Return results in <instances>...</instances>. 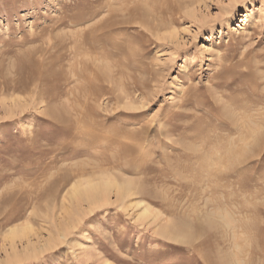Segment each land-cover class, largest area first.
Returning a JSON list of instances; mask_svg holds the SVG:
<instances>
[{"label":"rangeland","instance_id":"374dc122","mask_svg":"<svg viewBox=\"0 0 264 264\" xmlns=\"http://www.w3.org/2000/svg\"><path fill=\"white\" fill-rule=\"evenodd\" d=\"M0 46V264H264V0H0Z\"/></svg>","mask_w":264,"mask_h":264},{"label":"bare ground","instance_id":"6f19581e","mask_svg":"<svg viewBox=\"0 0 264 264\" xmlns=\"http://www.w3.org/2000/svg\"><path fill=\"white\" fill-rule=\"evenodd\" d=\"M153 14V13H152ZM154 21V20H153ZM158 22H160L158 20ZM1 47V46H0ZM97 178V177H96ZM115 179V178H114ZM112 177L110 178H107L105 177V175H100L98 177V181L97 182H94L93 179H87L85 180V183L83 184H80V183H77L75 185H73L71 187V194L73 196H75L74 198H76V196H81V197H84L87 201H89L90 204H96L97 202V199H98V196L97 194H104L105 191H108V189L112 188V187H115L117 188V192H118V195L120 197H125V193H126V189H128V182H123L122 184L124 185H119V183L114 180ZM121 184V183H120ZM131 192V191H130ZM132 194V192H131ZM124 195V196H123ZM71 196V195H70ZM80 197V198H81ZM128 197V195H127ZM84 200V199H83ZM86 201V202H87ZM143 215H147L150 213V209L149 207H146V205H143ZM22 228V227H21ZM20 228V229H21ZM24 228V227H23ZM169 228V224L167 223H164L160 228H159V234L163 235L164 237V234H169V235H172V237H179V235H175L173 234L172 230L168 229ZM18 229V228H16ZM16 229H13L10 231V235L12 237H16L20 235V231L18 232V230ZM23 230V229H22ZM174 235V236H173ZM180 238V237H179Z\"/></svg>","mask_w":264,"mask_h":264}]
</instances>
